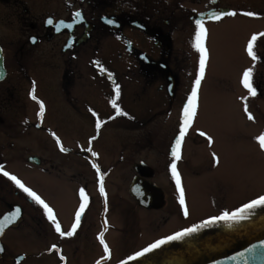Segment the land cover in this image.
Listing matches in <instances>:
<instances>
[{
    "label": "flooded vegetation",
    "instance_id": "obj_1",
    "mask_svg": "<svg viewBox=\"0 0 264 264\" xmlns=\"http://www.w3.org/2000/svg\"><path fill=\"white\" fill-rule=\"evenodd\" d=\"M232 12L236 14H227ZM217 13L224 15L213 19ZM197 20L207 30L206 67L211 59L213 66L223 64L237 71L234 77L201 81L198 106L203 93L232 96L240 105L241 118L261 126L264 0H0L5 68L0 78V169L37 193L53 209L65 233L72 229L81 206V189L89 197L76 233L61 236L43 206L0 172V264H117L249 200L218 204L197 219L184 213L185 206L188 213V187L183 174L204 173L195 183L209 184L211 200L221 201L227 194L224 185L211 189L222 180L213 152H207L206 170L183 164L185 144L193 137L192 147L198 146L205 139L203 132L188 129L179 160L171 151L199 74ZM61 22L72 26L57 30ZM254 34L255 60L247 52ZM247 69L253 70L255 96L242 84ZM113 100L127 115H117ZM155 114L179 123L169 142L162 138L163 129L160 138L153 136L149 124ZM250 135L264 153L258 140L264 126ZM192 147L189 155L194 153ZM173 163L185 205L179 202ZM259 192L252 197L264 189ZM17 209L18 218L8 223L6 218ZM172 219L174 227L159 230ZM144 231L147 234L140 239Z\"/></svg>",
    "mask_w": 264,
    "mask_h": 264
},
{
    "label": "rangeland",
    "instance_id": "obj_2",
    "mask_svg": "<svg viewBox=\"0 0 264 264\" xmlns=\"http://www.w3.org/2000/svg\"><path fill=\"white\" fill-rule=\"evenodd\" d=\"M212 58V57H211ZM210 59L205 69V75L202 79L204 81L214 77H234L237 71L227 69L225 65H212ZM201 95L197 114L194 122L190 125L189 131L203 132L205 139L198 146L192 147L195 144L193 137L185 144L184 154L186 157L183 164L188 162V167L195 166L201 170H206L204 166L209 161L207 152H213L215 155V166L217 172L221 175V184H212L211 189L217 191V188L223 185L227 188V194L221 197V201L209 199L212 195L209 190V184L197 182L203 175L192 176L184 175L183 181L187 189L186 203L188 206V213L185 215L188 219H197L203 213L211 211L218 204L236 205L247 199L259 194L260 190L264 189V153L259 148L250 133L259 132L261 126H264V103L262 104V118L261 126H256V121L248 123V121L241 118L242 112L240 105L236 103L232 96L203 93ZM176 119L163 118L161 114H155L150 121L149 127L154 132V137L157 139L161 137V129L166 135L167 142L174 131L179 127ZM251 121V120H250ZM243 130V132H242ZM239 136H236V135ZM244 134V135H243ZM211 137V142L209 141ZM161 142V141H160ZM221 144L225 147L219 152L217 149ZM193 149L191 155L189 150ZM187 153V154H186ZM183 165L181 164V169ZM180 169V170H181ZM259 189V190H258ZM257 192V193H256ZM253 196V197H252ZM175 219L168 221L165 225L160 226V231H165L174 227ZM147 231H144L140 239H143Z\"/></svg>",
    "mask_w": 264,
    "mask_h": 264
},
{
    "label": "water",
    "instance_id": "obj_3",
    "mask_svg": "<svg viewBox=\"0 0 264 264\" xmlns=\"http://www.w3.org/2000/svg\"><path fill=\"white\" fill-rule=\"evenodd\" d=\"M4 73L0 49V78ZM178 136L179 132L173 138L172 152ZM247 215V219L240 221L221 220L213 224L205 223L210 219L200 221L191 226L198 231L137 257L144 248L131 256L136 259L129 257L117 264H264V207L251 210Z\"/></svg>",
    "mask_w": 264,
    "mask_h": 264
},
{
    "label": "snow or ice",
    "instance_id": "obj_4",
    "mask_svg": "<svg viewBox=\"0 0 264 264\" xmlns=\"http://www.w3.org/2000/svg\"><path fill=\"white\" fill-rule=\"evenodd\" d=\"M227 14L235 15L236 13L232 12V13H227ZM76 15L79 16L80 14L77 13ZM222 15H224V13H217L212 18L219 20L222 17ZM247 15H254V14L253 13H247ZM47 23L52 24L53 21L51 19H49L47 21ZM109 23H111V21H109ZM195 23L198 26V31L195 34L194 45H195V48L197 49V51L200 53L199 74H198V78L194 82L193 91H192L189 99L186 102V106L183 109V123H182L181 130L179 132L178 139L176 140L175 149L173 150V153H172L176 160H179L181 157L182 141L184 140L185 134L187 133L190 125L193 122V118L196 115V111H197V107H198V92L200 89L201 81L205 75V68H206V63H207V59H208V51H207L206 44H205L206 36H207V30L204 27L202 20H197ZM71 26L72 25H70V24L65 25V24H63V22H61L57 26V30H59V28H61V27H71ZM261 35H264V34H261ZM32 40H33V42H35V38H32ZM256 42H257V36L254 34L251 37V40L249 41V43L247 45V52L254 60L256 59V53L254 51V46L256 45ZM242 84L246 89L249 90L250 95L255 96L257 94L256 89L253 86V70L252 69L245 70V72L243 73V76H242ZM119 94H120V90H119V86L117 85L116 96L119 97ZM32 99H34V100L36 99L35 95L32 96ZM112 103H113V107L117 108V115H127V113H124V112L119 110L118 106L116 105L115 100H113ZM245 111L246 112L248 111L247 104H245ZM43 113H44V105L41 102L40 103V115H41V117L43 116ZM249 119H253L251 113H249ZM100 123L101 122L98 121V125H97L98 127L100 126ZM202 135H203V133H202ZM208 139L211 142V137H209ZM258 140L260 142L261 148L264 149V135L259 137ZM61 151H66V149H64L61 146ZM88 151H91V149H88ZM93 155H96V154L93 153ZM94 167H97V170L99 171L98 166L94 165ZM171 171H172L173 176L175 177L176 184L178 186L179 196H180L179 202L181 205H185L184 189L181 185V178H180V175L177 171L175 163H173L171 165ZM0 172H3V175H5V176H9L10 179H12L21 189H23L30 197H32L34 201H36L37 203H39L40 205L43 206V208L46 211L48 219L54 223L55 230L57 232H59L61 236H69L70 237L76 233L77 229L80 227V224H81L82 214L84 213V211L87 208L88 203H89V197L84 193L83 189H81L82 203H81L79 210L76 213L75 222L72 226V229L70 231H68L67 233H65V232L61 231V225L57 222L56 216L53 213V209L37 193H35L32 189L26 187L24 185V183L22 181H20L14 175H11L8 172H4L3 169H0ZM103 179H104L103 175H101L99 178V182H100V191L102 193L105 192V189L103 186ZM258 207H264V196L258 197L257 199L251 201L248 204L243 205L240 209H238L232 213H229L226 211L221 216L214 217L205 223L206 224H213V223H216L217 221H221V220L222 221L244 220V219L248 218L247 214L251 210H254ZM184 213H185V215H187V207L186 206L184 208ZM18 216H19V209L16 210V212L13 216H11L10 218H6V220L8 223H11V222L15 221L18 218ZM196 231H198L197 227L185 229L181 232L176 233L173 236L168 237L165 240H159V241L153 243L148 248H145L142 252L137 253L136 256L137 257L143 256L145 253L152 252L154 249L160 248L161 245L167 243L168 241L179 240V239H181V238H183V237H185V236H187L193 232H196ZM2 232H3V227L0 226V234H2ZM99 238L101 240V243L104 244L105 252L110 255L111 254L110 249L108 248V245L106 243H104V238H103L102 233H101ZM53 247H55V246H53ZM129 259H136V257H130Z\"/></svg>",
    "mask_w": 264,
    "mask_h": 264
}]
</instances>
